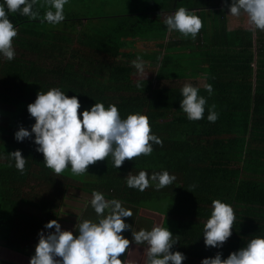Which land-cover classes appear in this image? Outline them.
I'll use <instances>...</instances> for the list:
<instances>
[{"label":"trees","instance_id":"1","mask_svg":"<svg viewBox=\"0 0 264 264\" xmlns=\"http://www.w3.org/2000/svg\"><path fill=\"white\" fill-rule=\"evenodd\" d=\"M112 2L68 0L65 19L55 25L44 20L45 0L34 5L36 19L8 14L18 35L14 59L0 54V243L32 257L38 233L54 231L44 225L58 219L67 190L74 189L161 215V226L178 236L172 251L185 255L182 264H200L217 252L226 259L264 237V31L251 29L243 11L231 15V0H116L125 7L96 15L99 3ZM71 3L82 8L73 11ZM179 7L202 20L195 39L167 29L166 17ZM137 57L145 62V80L131 63ZM187 80L207 101L198 121L180 108ZM53 87L76 96L79 112L102 103L116 105L122 119L146 115L162 144L153 143L151 155L120 168L109 156L83 175L69 166L57 176L36 150L34 134L20 142L14 138L20 127L31 131L35 120L27 106ZM212 105L215 122L207 118ZM15 150L26 159L23 174L8 156ZM141 170L149 176L166 170L176 179L159 190L156 182L144 191L129 188L127 175ZM216 199L231 205L236 216L221 248L206 247L203 238Z\"/></svg>","mask_w":264,"mask_h":264},{"label":"clouds","instance_id":"2","mask_svg":"<svg viewBox=\"0 0 264 264\" xmlns=\"http://www.w3.org/2000/svg\"><path fill=\"white\" fill-rule=\"evenodd\" d=\"M36 3L37 0H4L0 4V54L9 61L15 57L13 40L18 30L8 14L19 12L30 19H36L39 16V12L33 10ZM67 3L68 0H45L47 11L44 20L53 25L61 23L65 19L64 6ZM242 11L247 14L249 23L255 29L264 31V0H231L229 13L239 16ZM164 23L169 31L175 30L193 39L203 27L202 20L185 7H179L167 16ZM131 63L145 80V62L137 57ZM137 87H141V84L137 83ZM204 87L209 94L212 93L210 84ZM181 95L183 99L180 108L187 118L192 121L203 119L207 101L199 95V89L185 84ZM215 107L212 105L209 108V122H215L218 118ZM80 108L76 96L69 97L58 87L50 88L47 92L39 91L35 101L27 106L28 113L35 120L31 131L20 127L14 138L20 142L34 134V143L38 145L36 150L42 153L45 166L57 176L69 166L74 175H83L89 166L109 156L112 157L114 167L120 168L126 160L151 155L153 143L162 144L157 136L151 134L146 115L136 112L122 119L114 104L105 107L102 103H94L83 112L78 111ZM8 156L14 159L16 169L23 174L26 159L21 151L15 150L8 153ZM175 179L166 170L151 176L141 170L137 175L129 173L126 184L129 188L144 191L152 182H156L155 187L159 190L171 185ZM90 203L98 222L82 220L77 226L78 234L73 235L72 231H62L57 220H50L44 228H54L55 231L38 233L35 254L29 264H124L119 257L129 249L130 241L122 233L131 226L123 218L132 217L133 212L125 208L122 201L106 200L97 191H93ZM235 220L231 205L219 199L213 200L211 216L204 224L205 246L221 248L232 235ZM132 238L137 245H147L145 264H182L186 259L183 253L172 251L179 240L178 236L174 239L167 227L140 229L132 232ZM221 255L217 252L214 257L202 259L200 264H264V237L251 239L246 247L231 252L226 259H222Z\"/></svg>","mask_w":264,"mask_h":264},{"label":"crops","instance_id":"3","mask_svg":"<svg viewBox=\"0 0 264 264\" xmlns=\"http://www.w3.org/2000/svg\"><path fill=\"white\" fill-rule=\"evenodd\" d=\"M244 17L248 22V26H250V28L252 27L251 29H253L254 27L249 23L247 14H245ZM254 37L255 36L253 34V38ZM197 83L199 86H202L204 84L203 79L202 78L197 79ZM83 193L89 195L88 197L92 198V195L85 192ZM90 201L91 199H88L86 200V202L82 204V207L77 215L76 220L70 222V226L68 229L62 228L61 226L62 231L64 230L72 231L73 235H77L78 234L77 226L80 222H82V220L91 219L94 222H98V217L93 207L91 206ZM123 206L125 208L131 209L133 215L130 218H123L124 222L131 226L129 230H125L122 233V235L130 241V246L129 249L126 251V253L119 258L122 260V262L124 261V264H145L147 245L135 244L132 238V232H137L140 229L151 230L155 226H161L163 217L157 213L146 211L143 209H137L125 203H123ZM57 222L59 223L58 219ZM30 258H31L30 255L22 254L20 253V251L7 248L1 245L0 243V264H29Z\"/></svg>","mask_w":264,"mask_h":264},{"label":"rangeland","instance_id":"4","mask_svg":"<svg viewBox=\"0 0 264 264\" xmlns=\"http://www.w3.org/2000/svg\"><path fill=\"white\" fill-rule=\"evenodd\" d=\"M115 1L116 0H113L112 3L106 4L104 6L102 5V3H99L95 8L96 9L95 10L96 15L107 16L110 14H115L116 11H119L125 7L124 5H120L118 3H115ZM77 5L80 8H74L73 9L72 3L70 5H68V7L70 9H73V11H77V10H80L82 8V4L77 3ZM108 5H110L109 8L107 7ZM134 44L136 46H141V44H137V43H134ZM134 44L127 42V43H125V46L131 47V46H134ZM137 75H138V78L141 77L139 74H137ZM148 76L149 75L147 74V77ZM185 83L189 84L190 82H189V80H187ZM88 196L89 195H86L83 192H79L78 190H72V189L67 190L66 197L62 203V207H61L60 214L58 217L59 224L62 226V228L68 229L70 226V222L76 220L77 215H78V213L82 207V204L84 202H86V200L92 199L91 197H88Z\"/></svg>","mask_w":264,"mask_h":264}]
</instances>
